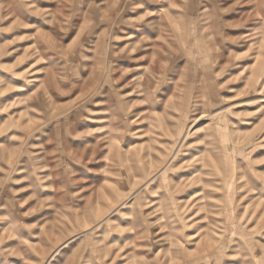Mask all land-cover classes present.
<instances>
[{"label":"rangeland","instance_id":"1","mask_svg":"<svg viewBox=\"0 0 264 264\" xmlns=\"http://www.w3.org/2000/svg\"><path fill=\"white\" fill-rule=\"evenodd\" d=\"M0 264H264V0H0Z\"/></svg>","mask_w":264,"mask_h":264}]
</instances>
